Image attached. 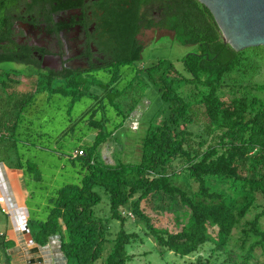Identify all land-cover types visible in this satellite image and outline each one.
<instances>
[{
    "label": "trees",
    "instance_id": "trees-1",
    "mask_svg": "<svg viewBox=\"0 0 264 264\" xmlns=\"http://www.w3.org/2000/svg\"><path fill=\"white\" fill-rule=\"evenodd\" d=\"M16 1L0 0V62L29 64L28 55H14V46L8 41L12 29L6 11ZM24 1L29 10L36 5V0ZM105 17L113 48L110 64L119 67L139 60L143 45L138 35L143 29H166L181 44L196 46L182 58L187 75L171 62L167 71H174L173 76L164 72L154 78L148 72L161 98L169 103L168 111L149 124L137 142L134 161L116 158L114 163L105 162L98 154L113 133L105 129L108 118L96 120L91 114L113 106L121 114L114 125L117 129L137 106L146 83H138L136 94L130 98L128 89L134 83L117 89L118 72L109 81L97 83L80 74H62L59 78L47 72L41 75L35 91L53 88L52 83L60 80L53 88L55 92L64 96L73 93V99L88 95L100 104L91 109V117L85 122L95 129L93 137L75 150L74 157L85 169L81 182L60 187L46 219H28L23 229L39 246L58 236L64 264H126L127 245L138 237L123 227L127 217L121 208L129 205L130 215L163 250L186 256L211 242L213 251L225 255L222 264H264V81L252 80L264 66V46L233 49L223 41L211 13L198 0H125L121 9L106 11ZM162 62L150 68L160 67ZM1 75L4 89L10 75L19 74L3 71ZM93 85L102 88L100 94L91 92ZM2 125L6 126L0 121V132ZM6 148V155L11 156L15 146ZM3 161L0 158V164ZM176 176H183L192 190L176 185ZM101 192L108 196L110 217L121 223L112 237L108 223L94 216ZM156 192L181 204L174 216L175 230L155 226L143 212L141 202ZM252 211L253 216L247 218ZM238 228L235 238L233 232ZM0 245L4 264H11L7 249L14 241L3 236ZM192 264L212 263L198 259Z\"/></svg>",
    "mask_w": 264,
    "mask_h": 264
},
{
    "label": "rangeland",
    "instance_id": "rangeland-1",
    "mask_svg": "<svg viewBox=\"0 0 264 264\" xmlns=\"http://www.w3.org/2000/svg\"><path fill=\"white\" fill-rule=\"evenodd\" d=\"M138 37L143 45L139 60L119 67L107 64V66L100 69H92L79 73L88 80L97 83V81H109L112 74L118 72L119 79L115 83L117 89H126L129 83L132 81L134 83V86L128 89L130 98L136 94L137 91L135 89L139 86L138 83L142 81L146 83V89L137 106L117 129L114 128V125L120 120L121 114L117 113L113 106L108 105L104 111L98 109L97 112L91 114V109L94 106L98 107L100 104L95 97L82 95L79 98L73 99V93L71 94L69 88V90H66L71 95L64 96L55 92L53 88L55 84L60 83V80H55L52 83L53 88L49 87L43 88L44 90L35 91L38 78L46 74L43 69L14 61L0 62L1 80L4 78L1 75L3 71H13L19 74L16 76L10 75L11 79L8 81V86L4 89L0 85V114H5V117L0 121L5 123L6 126L10 125L12 117L16 114L17 108L20 107L22 101L29 99V104L21 114L20 121L15 128V149L20 154V159H16L15 153L13 154L14 156L12 154L11 156L10 154L9 156L6 155V147L10 145V140L13 139V136L7 137L6 135L0 138L2 141H0V158L4 159L7 165L10 160L12 162L19 161L25 169L29 190L26 204L29 219L32 222L46 219L49 209L54 205L53 199L60 187L67 184L80 183L81 175L85 172V169L80 166L78 160L70 161L66 159V155L68 151L71 152L74 146L84 143L85 139L80 141L82 134H90L91 137L89 136L88 139L92 138L95 129L87 127L85 123L91 117L90 114L96 120L103 117L108 118V121L104 125L105 129L113 131L112 135L100 147L98 152L99 157L107 163H114L116 158L124 161H134L136 159L134 151L137 142L144 136L149 124L155 122L154 119H159L166 115L169 103L161 98L158 86L150 79V75L157 78L165 72V74L173 76L174 71H167L168 62H171L178 72L187 75L182 58L187 53L194 52L196 46L181 44L174 38V33L166 29H143ZM158 61H163L160 67L150 68ZM146 68L149 69L146 71ZM148 72H150V75ZM252 80L256 82L264 81V66ZM101 91L102 88L97 85L91 87V92L94 94H100ZM103 102H106V98H104ZM133 120H137L138 122L137 129L135 130L130 127L135 122ZM70 124H73V129L67 132V127ZM192 129L197 130V127L193 126ZM173 163L174 168L178 170V162L174 161ZM29 165L34 166L36 169L34 167L28 169ZM37 172L40 175V180L36 183L35 176ZM185 180L183 176L173 177V182L176 185L190 192L192 188L186 184ZM212 182L217 184L216 180H212ZM9 194L11 195V193ZM101 197V201L94 206V216L99 218L102 223H108L110 236L112 237L121 228V223L109 215L108 196L101 192ZM0 206L1 244L2 237H5V233H7L8 218L10 220V217H8V213L1 203ZM141 208L150 217L151 222L155 226L175 230L174 216L181 209L178 199L172 200L162 192L151 193L141 202ZM121 211L127 217L123 223L124 229L138 234L136 240L127 245L129 259L126 264H192L198 259L203 261L208 260L212 264H222V261L225 260L224 254L220 251L212 250L214 245L211 242L205 243L198 251L186 256H179L172 251L163 250L156 244L152 236L144 232L142 223L136 221L130 215L129 205L122 207ZM16 212H19L18 209ZM253 213L254 211L247 218H251ZM19 232L21 246L23 249H29L28 234L27 237L25 235L27 232L24 229H21ZM212 233H214V230H212ZM233 235L235 238L239 236V228L234 230ZM24 236L28 241H26L27 239L24 240ZM49 243L50 240L48 241ZM52 244L56 248L54 247L52 252L47 253L48 261L46 263L48 264L51 262V254L52 258L53 256H58L60 261L64 260L57 248L58 242L54 241ZM106 246L108 247L109 244ZM48 247L46 245L40 248V250L42 252L48 251ZM257 251L260 252V250ZM106 252L107 249L103 252V256L106 255ZM0 264H4L1 245Z\"/></svg>",
    "mask_w": 264,
    "mask_h": 264
},
{
    "label": "flooded vegetation",
    "instance_id": "flooded-vegetation-1",
    "mask_svg": "<svg viewBox=\"0 0 264 264\" xmlns=\"http://www.w3.org/2000/svg\"><path fill=\"white\" fill-rule=\"evenodd\" d=\"M124 2L36 0L29 10L24 0H17L6 11L12 29L8 41L14 46V55L27 54L32 61L29 65L56 78L103 68L113 56L105 13L121 9Z\"/></svg>",
    "mask_w": 264,
    "mask_h": 264
},
{
    "label": "crops",
    "instance_id": "crops-1",
    "mask_svg": "<svg viewBox=\"0 0 264 264\" xmlns=\"http://www.w3.org/2000/svg\"><path fill=\"white\" fill-rule=\"evenodd\" d=\"M25 104L17 108L16 114L12 117L10 125L8 124L6 127L2 125L1 127L2 130L0 132V137H3L6 134L10 135V136L6 135L7 137L13 136V139L10 140L11 142L9 143L10 144L9 146H13V145L15 146V143H16V139L14 137L15 128L17 126V123L20 121L21 114L24 112L29 102L26 105ZM4 115H5L4 113H2V115L0 114V120L5 117ZM72 125L73 124L68 125L67 132L73 129ZM83 135L84 134L80 136V141L84 139H85L84 141H89L91 139V138L88 139L89 136L91 137L90 134H86V136L82 137ZM21 143H24V142H21ZM80 144L81 143L74 146L73 149H71V152L69 151L67 152L66 159H69L70 161L78 160L80 163V166L84 169V167L82 166L81 160L74 157L75 150L78 148ZM41 149H47V148H41ZM14 153L16 154V159H20V156H19L20 154L17 152L16 149L14 150L13 148L11 151L12 156H14L13 155ZM1 165H2L1 169L4 173V177L8 183L9 193H11V195L9 196L7 192V188L4 183V178L0 170V203L1 205H3L6 212L8 213V217H10V220L8 218V228L6 230L7 233H5V239H10L14 241V246L11 247L10 249H7L8 254L11 256V264H22V263L23 264H40V262L41 264H48L46 263V261H48L47 253L50 251L52 252V249L55 247V245H53L52 242L47 244L49 246L48 247L49 250L42 252L40 248L45 247L46 245L39 246L38 244H36L32 240L31 235L28 232L25 235L27 237V234H28L29 241L25 236H24V240L27 239L26 241L29 242L28 245L30 246V248L23 249L19 241V235H20L19 231L23 229V226L26 224L27 220L29 219V212H28V208L26 204L27 199L29 197V190H28V184L26 182L25 169L19 164V161L17 162V164H15L14 162H10L8 165L6 164V162L3 161ZM32 167L34 166L29 165L28 169ZM82 175H81V178H82ZM35 178H36V183L39 182L40 175L38 172L36 173ZM17 209L19 212H16ZM50 258H51V262H49V264H64V260L60 261L58 259V256L57 257L53 256L52 258V254H51Z\"/></svg>",
    "mask_w": 264,
    "mask_h": 264
},
{
    "label": "water",
    "instance_id": "water-1",
    "mask_svg": "<svg viewBox=\"0 0 264 264\" xmlns=\"http://www.w3.org/2000/svg\"><path fill=\"white\" fill-rule=\"evenodd\" d=\"M236 51L264 46V0H198Z\"/></svg>",
    "mask_w": 264,
    "mask_h": 264
},
{
    "label": "built area",
    "instance_id": "built-area-1",
    "mask_svg": "<svg viewBox=\"0 0 264 264\" xmlns=\"http://www.w3.org/2000/svg\"><path fill=\"white\" fill-rule=\"evenodd\" d=\"M133 121H135V122H133L132 124H131V128L133 129V130H135V129H137V126H138V122H137V120H133ZM77 154V152H75L74 153V155H76ZM1 164H0V170H1ZM1 173H2V171H1ZM2 176H3V173H2ZM3 178H4V176H3ZM4 183H5V186H6V188H7V192H8V194H9V190H8V184H7V181H5V179H4ZM9 196H10V194H9ZM27 232V231H26ZM54 241H57L58 242V236H56V237H54L53 239H51V242L52 243H54Z\"/></svg>",
    "mask_w": 264,
    "mask_h": 264
}]
</instances>
